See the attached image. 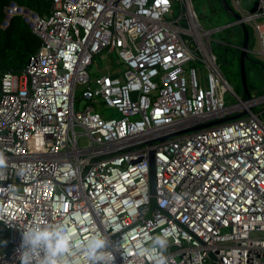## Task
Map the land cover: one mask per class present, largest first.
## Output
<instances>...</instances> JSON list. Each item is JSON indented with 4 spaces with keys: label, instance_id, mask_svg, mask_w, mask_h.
I'll list each match as a JSON object with an SVG mask.
<instances>
[{
    "label": "built area",
    "instance_id": "2783aa9c",
    "mask_svg": "<svg viewBox=\"0 0 264 264\" xmlns=\"http://www.w3.org/2000/svg\"><path fill=\"white\" fill-rule=\"evenodd\" d=\"M49 1L47 14L6 12L40 45L0 75V264H21V226L49 223L79 264L97 232L115 264H153L165 230L168 264H264V95L235 92L192 0ZM231 1L264 54V0ZM95 56L106 61L90 72Z\"/></svg>",
    "mask_w": 264,
    "mask_h": 264
},
{
    "label": "rangeland",
    "instance_id": "374dc122",
    "mask_svg": "<svg viewBox=\"0 0 264 264\" xmlns=\"http://www.w3.org/2000/svg\"><path fill=\"white\" fill-rule=\"evenodd\" d=\"M192 2L196 17L204 28H214L221 25V23L224 24L233 20V17L229 13H225L222 10L217 0H192ZM12 10L13 7L9 9V12ZM179 12L180 9L175 7L173 14L178 15ZM247 26L250 31L249 56L245 60L247 84L251 96L255 97L264 95V54L260 51V44L256 39L252 26L249 23ZM241 44L242 29L238 23H231L223 28L213 30L211 33V45L216 55L217 63L235 92L239 96L244 97L239 64ZM114 58L115 56L111 55L109 61ZM105 61V58L95 56L92 64L89 66V71L95 72L100 70ZM225 98L227 103L237 101L232 93H227ZM253 110L256 112L260 111V117L264 119V101L255 103ZM104 111L118 115L112 108H105ZM80 142H86V140L81 138Z\"/></svg>",
    "mask_w": 264,
    "mask_h": 264
},
{
    "label": "clouds",
    "instance_id": "9594fccd",
    "mask_svg": "<svg viewBox=\"0 0 264 264\" xmlns=\"http://www.w3.org/2000/svg\"><path fill=\"white\" fill-rule=\"evenodd\" d=\"M7 166V157L0 151V176L4 174ZM24 172L23 168L19 170L20 175H24ZM6 224L14 226L11 222ZM21 228L22 240L17 250L21 264H33L37 257L38 264H79L78 258L72 254V237L66 227L49 223ZM109 245L110 238L97 232L83 240L79 248L86 257L87 264H115V254ZM115 247L118 248L117 245ZM169 247V231L165 230L152 237L148 249L153 264H168Z\"/></svg>",
    "mask_w": 264,
    "mask_h": 264
},
{
    "label": "trees",
    "instance_id": "16d2710c",
    "mask_svg": "<svg viewBox=\"0 0 264 264\" xmlns=\"http://www.w3.org/2000/svg\"><path fill=\"white\" fill-rule=\"evenodd\" d=\"M228 1L232 5V1ZM218 4L228 13L219 1ZM11 6H16L19 11L25 9L43 15L49 12L51 3L49 0H0V75L6 70L20 72L29 56L40 45L38 36L31 31L29 23L21 13H13L6 18V12ZM0 230L3 231L2 239L8 242L7 230L5 227Z\"/></svg>",
    "mask_w": 264,
    "mask_h": 264
},
{
    "label": "water",
    "instance_id": "95a60500",
    "mask_svg": "<svg viewBox=\"0 0 264 264\" xmlns=\"http://www.w3.org/2000/svg\"><path fill=\"white\" fill-rule=\"evenodd\" d=\"M221 5L223 6V8L233 17L232 21H229L227 23L218 25L214 28H212L213 30L216 29H220L225 27L226 25H229L231 23H238L241 26L242 29V44L240 47V55H239V64H240V78L243 84V93L244 96H250V91H249V87L247 84V75H246V66H245V60L246 58L249 56V47H248V42H249V29L247 24L244 21H238V19L241 17L240 14L236 11V9L229 3L228 0H218ZM240 4L242 7L244 8H248L251 11H254L258 8V0H240ZM244 112H239V113H235V114H231L221 120L224 119H232L235 118L237 116L242 115ZM217 121L220 120H215V121H211L208 124H212L215 123Z\"/></svg>",
    "mask_w": 264,
    "mask_h": 264
}]
</instances>
